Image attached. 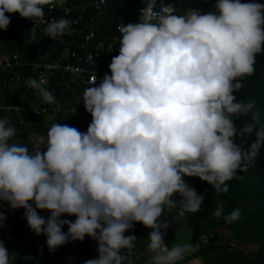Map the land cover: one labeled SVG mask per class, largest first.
I'll return each instance as SVG.
<instances>
[{
  "label": "clouds",
  "instance_id": "1",
  "mask_svg": "<svg viewBox=\"0 0 264 264\" xmlns=\"http://www.w3.org/2000/svg\"><path fill=\"white\" fill-rule=\"evenodd\" d=\"M64 3L0 0V29L10 24L6 13L39 23L45 21L43 6L53 10ZM213 7L184 15L167 7L160 13L142 10L139 22L118 23L119 54L112 57L110 74L98 85L95 75L83 92L92 117L86 132L53 123L44 149L30 152L9 143L16 129L9 118H0V201L25 210L27 226L46 236L50 252L87 235L97 241L98 256L84 264H134L137 238L125 233L136 222L151 229L145 264H178L197 250L191 243L169 248L161 231L169 227L160 220L165 210L179 206L180 217L201 211L204 196L183 177L206 181L217 196L227 193V182L246 171L264 146V127L256 126L259 113L239 130L233 119L255 106L235 93L264 52V3L215 0ZM71 23L51 19L45 35L56 40ZM25 83L43 102L55 103L36 79ZM253 133L248 144L244 137ZM65 214L76 219H61ZM214 214L232 223L240 209L225 215L220 204ZM5 219L0 212V223ZM0 264H13L2 240Z\"/></svg>",
  "mask_w": 264,
  "mask_h": 264
},
{
  "label": "built area",
  "instance_id": "2",
  "mask_svg": "<svg viewBox=\"0 0 264 264\" xmlns=\"http://www.w3.org/2000/svg\"><path fill=\"white\" fill-rule=\"evenodd\" d=\"M172 2V0H147L144 5L124 7L117 11L112 9L110 0H65L62 7L53 10H50L47 5L43 6L45 21L39 23L33 21L30 33L31 40L38 42L42 51L30 61L23 59L25 51L16 49L9 58H0V66L28 67L33 78L51 91L58 99V103L52 106H40L34 102L28 108L18 105L10 107L0 105V108L25 110L34 114H44L51 118L60 114L75 115L79 119L80 126L75 127L73 124L69 126L86 132L92 117L85 110L82 101L83 92L91 85L95 75V83L98 85L106 72L110 74L108 66L112 57L119 54L121 38L116 25L121 22L124 24L139 22L142 10L143 13L152 11L160 13L164 7H167L175 13L176 5ZM6 15L10 16L9 26L15 27L19 14L6 13ZM60 18L69 19L72 23L67 34L53 40L45 35L44 28L51 19L58 20ZM53 42L61 45V50L57 49L53 52L52 49L47 48V45L49 46ZM22 78V74L17 73L4 83V87L17 86L22 82ZM37 94L35 92L33 95L36 100L38 99ZM32 138L34 150H41L45 145L46 137L35 134ZM183 179L187 180L188 176ZM207 189L206 185L205 190ZM17 210L22 214L25 212L23 208ZM37 212L45 218L50 215L48 210L37 209ZM9 214H5L6 219L0 223V240L4 241L5 247L13 259V264H70L76 258L81 264H84L86 260L98 256L97 241L87 235L83 241H70L62 245L61 248H63V252H66L65 255L60 254L58 248L54 252H50L44 234L39 235V241L28 240L25 233L28 229L26 220L25 222L10 221ZM160 220H162V216ZM136 223L125 235H135L137 238L131 255L134 264H145L148 256L146 252L147 237L151 229L139 222ZM62 231L67 232V225L63 226ZM161 231H164V240L169 247V232L164 229ZM218 241L217 234L213 231L203 235L199 239L198 245L207 247L218 243ZM35 244L39 246L42 257H38L32 250ZM81 246L87 249L92 248L95 255H90L86 250L79 252Z\"/></svg>",
  "mask_w": 264,
  "mask_h": 264
},
{
  "label": "trees",
  "instance_id": "3",
  "mask_svg": "<svg viewBox=\"0 0 264 264\" xmlns=\"http://www.w3.org/2000/svg\"><path fill=\"white\" fill-rule=\"evenodd\" d=\"M77 1V0H76ZM176 5V11L174 14L181 15V10H186L188 8H200L204 12L214 11L213 5L215 0H172ZM111 2V0H110ZM242 2H247V0H242ZM257 2L264 3V0H257ZM144 5V4H143ZM112 6V5H111ZM123 7L116 8L117 10ZM115 10V11H117ZM19 14V13H18ZM33 25V21L20 16L15 27L8 26L7 30L0 31V41L1 35H7L10 44L5 46L3 51L9 55L14 52V50L19 49L21 51H28L31 53L30 57L24 58L25 60L32 61L34 56L37 55L38 51H35L34 43L35 40H31L30 33ZM25 31V34H24ZM25 35L24 37H21ZM2 42V41H1ZM1 44V43H0ZM47 48L54 50H61V45L56 42L51 43ZM13 68L7 70L6 68ZM255 73L251 76L244 78L241 83L243 87L241 90L235 93L237 100H242L244 102H255V106L252 111L247 116L234 117V121L237 129L239 130L246 123L252 122V114L259 113L257 123V128L264 127V52H261L255 57ZM21 73L22 82L14 87H4V83L13 75ZM33 78L28 67L22 66H0V105L5 107L10 106H25L26 108L31 107L34 101L40 106H52L58 103V99L55 98L54 104H47L39 99L35 100L33 95L36 90L28 87L25 81L28 78ZM23 99V100H22ZM39 105V104H38ZM7 117L11 122V126L16 129V136L19 138L18 144L25 145L28 147L30 152H34L33 136L35 134L42 135L47 139V131L53 123L59 124H73L75 127H79V119L75 115L71 114H60L57 117H48L44 114H34L25 110L16 111L15 109H5L0 108V118ZM248 144H251L255 140V133L250 136H245ZM237 143H241V138H236ZM12 143V139L9 141ZM45 147V145H44ZM44 147L41 149L43 150ZM238 178H233L228 181L230 185V195H219L216 200L206 201L205 215L198 217L202 223L208 225L205 231L199 233L197 236L193 235L195 238V243L198 245L199 239L210 232H215L218 237V243L207 246L198 247L197 250L191 255H186L184 258L185 262L190 261L193 258H201L200 264H264V146L259 150V154L252 162V164L247 168L246 171H238ZM186 183L196 189L198 194H208L212 191V185L206 181H202L200 178L188 177L185 180ZM208 189L205 190V186ZM173 199L179 200L180 196L175 194ZM222 204L224 214L227 215L231 213L234 209H240V218L232 223H226L223 217H216L215 211L217 207ZM174 212L178 213L179 206L172 209ZM11 208L7 203L0 201V212L4 214H9ZM200 212L195 213L199 215ZM61 219L75 220V216L62 215ZM137 224V223H136ZM218 226L226 227L230 233V238L240 242L242 244H248L256 246L257 248L252 253H245L241 248L237 247L235 244H230L224 238L223 233L216 231ZM21 230V227H19ZM169 232V230L167 229ZM28 240L39 241L40 236L36 235L28 229L25 231ZM170 245L172 244L171 236L168 240ZM80 251H87L90 255H95L92 248L80 247ZM211 249L220 250L216 254L208 253ZM38 257H42L41 250L39 246L35 244L32 249ZM58 252L65 255L61 246L58 247ZM183 261V260H182ZM179 261L178 264H181ZM70 264H81L76 258Z\"/></svg>",
  "mask_w": 264,
  "mask_h": 264
},
{
  "label": "rangeland",
  "instance_id": "4",
  "mask_svg": "<svg viewBox=\"0 0 264 264\" xmlns=\"http://www.w3.org/2000/svg\"><path fill=\"white\" fill-rule=\"evenodd\" d=\"M118 1L120 3L133 2L135 5H137V2H140L142 0H139V1L138 0H118ZM192 9H199L202 12H204L200 8H195V7L191 8L190 7L186 10L180 9L181 15L186 14L188 11H190ZM19 18H20V15H19ZM10 42H11V40H9V44H10ZM5 46H7V45H2V47H5ZM1 51H3V50H1ZM4 53H5V51H4ZM6 55H8V54L5 53L2 56L6 57ZM6 69L11 70L13 68L7 67ZM37 98H39V97H37ZM18 140H19V138H17V136L15 135L12 138V143L18 144ZM198 195H201V194H198ZM221 195L222 196L230 195V187H229V190L227 193H224ZM203 196H204V201L201 205V211H200L199 215L188 213L185 216L180 217V216H178V213L174 212L173 210H171L170 212L165 210V212L162 214V220H167L169 223V227L167 229L169 230V235L171 236L173 245H176V244L185 245V244L191 243L193 245V247L197 249V244H196L197 242L195 243V238L193 235L197 236L199 233L205 231V229L208 228V225H205V223H202L200 220H198V217H200L201 215H205L204 211L206 210V206H205L206 201L216 200L218 198L213 187H212V191L210 193L204 194ZM8 216H9L10 221H12V220L19 221L20 220V221L25 222V220H26L24 218V214H22L17 209H12V211L10 212V214ZM216 231H218L219 233L220 232L223 233V236L228 241V243L235 244L237 247L241 248L245 253H252L257 248L256 246L248 245V244H242L240 242H237V241L231 239L230 233L228 232V229H227V226L226 227L218 226ZM194 252H192V253H194ZM218 252H221V251L211 249L208 253L216 254ZM192 253H190L188 255H191ZM201 261H202L201 258H197V259L193 258L188 262H185L183 260L181 264H200Z\"/></svg>",
  "mask_w": 264,
  "mask_h": 264
},
{
  "label": "crops",
  "instance_id": "5",
  "mask_svg": "<svg viewBox=\"0 0 264 264\" xmlns=\"http://www.w3.org/2000/svg\"><path fill=\"white\" fill-rule=\"evenodd\" d=\"M139 1V0H138ZM147 0H142V1H140V2H137V5H135L133 2H124V3H120L118 0H111V5H112V9L113 10H117L116 8H120V7H135V6H141V5H143V4H145V2H146ZM20 19V18H19ZM24 34H25V31H24ZM7 35V33H5V36ZM3 34L1 35V41H0V58H3V59H6V58H9L10 57V53H9V55H6V57H4V56H2L3 54H5L4 53V51H1V50H5L4 49V47H2V45H8L9 44V39H8V37L6 38ZM25 35H23V36H21V37H24ZM29 38H30V36H29ZM34 45H35V47H37V49L35 48V51H38V53H36L37 55L39 54V52H41L42 51V48H41V46H40V44L38 43V42H36V43H34ZM12 53V52H11ZM2 54V55H1ZM37 55H35L34 56V58L37 56ZM30 57L31 56V53L28 51V49H25V55H23V59L24 58H27V57ZM25 60V59H24ZM37 97H39L40 98V96L37 94L36 95ZM38 98V99H39ZM36 100V99H35ZM40 101H42V99L40 98L39 99ZM35 102V101H34ZM39 105H40V103H38ZM171 241H172V239H171ZM168 245H169V247L171 248L173 245H170V242H168ZM195 259H197V258H195Z\"/></svg>",
  "mask_w": 264,
  "mask_h": 264
}]
</instances>
